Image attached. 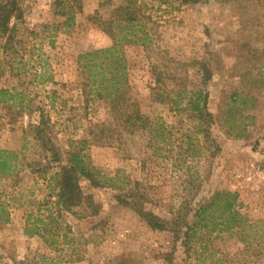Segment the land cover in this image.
Segmentation results:
<instances>
[{"label":"rangeland","instance_id":"374dc122","mask_svg":"<svg viewBox=\"0 0 264 264\" xmlns=\"http://www.w3.org/2000/svg\"><path fill=\"white\" fill-rule=\"evenodd\" d=\"M15 1L19 13L0 34V91L8 92L0 98V151L17 154L10 172L0 170V264H264V0H138L134 44L123 43L128 31L115 18L122 0ZM58 1L73 11L72 23ZM116 42L132 108L151 126L164 123L161 139L146 129L119 139L108 99L83 94L79 57ZM201 64L213 76L204 122L170 103L194 87ZM235 92L242 99L230 104ZM39 109L62 164L71 143L88 140L83 154L116 188L81 178V205L56 204L52 178L61 165L32 133ZM240 112L250 119L236 138ZM217 191L238 194L250 230L199 229L186 242L196 211ZM136 209L169 228L151 230Z\"/></svg>","mask_w":264,"mask_h":264},{"label":"trees","instance_id":"16d2710c","mask_svg":"<svg viewBox=\"0 0 264 264\" xmlns=\"http://www.w3.org/2000/svg\"><path fill=\"white\" fill-rule=\"evenodd\" d=\"M75 1V0H74ZM123 5L117 9L119 13L115 18L120 22L118 24L119 32L128 31V34L123 36V43L134 44L136 40L128 37H136L133 30V25L141 22L139 17V10L137 7L138 0H122ZM185 3L196 4L205 2L206 0H182ZM55 6L59 8L61 16H68L65 23L68 25L73 22V11H67L65 3L58 1ZM17 2L15 0L0 2V34L8 31V24L12 15L18 12ZM67 11V12H66ZM19 13V12H18ZM115 21V20H114ZM112 22L114 25L115 22ZM122 23H125L122 26ZM9 37L5 43L4 48L8 49L10 45ZM118 42V41H117ZM100 50L90 51L79 57V64L81 65V74L85 77L81 87L83 94L87 96L101 95L108 99L111 116L113 122L115 121V136L122 139L123 132L128 134L133 133L135 130L146 129L149 130L150 137L158 139L163 138L164 123H157L151 126L148 120L140 114L137 109L132 108L128 97V70L124 59L123 52L117 44ZM144 42V40H143ZM120 43V42H119ZM200 67L204 71L201 77L198 78L197 83L192 89H182L177 92L176 98H170V103L173 106L184 105L192 118L198 119L201 122L206 121L210 116L207 111L209 93L205 89L208 83L213 79L210 69L206 64H201ZM6 91H0L1 102L4 101ZM230 104H236L242 99V94L233 93L229 97ZM40 120L37 125H32L31 130L34 138L39 142L42 149H50L54 151L53 163L61 165L58 172L53 175L54 188L57 189L55 195L57 197L56 204L61 208H73L80 206L84 196L78 184L81 178L89 181L91 186L101 187L107 185L116 188L113 179L106 178L102 181L100 172L89 162L87 157L83 154L84 147L89 143L88 140L79 143H71L77 145L74 150L68 152L67 164L63 165L59 154L54 147V140L51 136L52 125L49 116L44 110L39 109ZM211 118V116H210ZM250 119L249 116H244L242 112L234 120L237 132L234 134L236 138H243L246 135L247 127L243 124V120ZM229 120H227L228 122ZM120 128L122 130H120ZM155 136H152L154 135ZM94 135V134H93ZM51 147V148H49ZM216 151H220L216 148ZM17 158V154L1 150L0 151V170L10 172L13 169V161ZM50 162V164L52 163ZM117 189H122L117 187ZM239 196L231 191H217L211 199L203 204L195 214L196 222L189 229L186 234V242L190 241L196 236L199 229L208 230L210 233H227L230 234L234 231L246 232L250 230L251 226L248 225L247 216L241 212L240 203L238 202ZM136 207V206H135ZM138 214L145 221L146 225L153 231H166L170 224L164 219H161L152 212L137 210ZM175 226L172 228L175 239H180V230Z\"/></svg>","mask_w":264,"mask_h":264}]
</instances>
